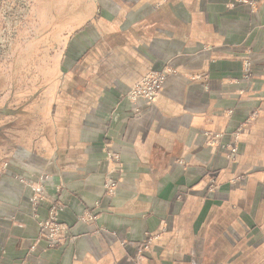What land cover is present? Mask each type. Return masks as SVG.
I'll return each mask as SVG.
<instances>
[{
    "label": "crops",
    "instance_id": "0c3cea01",
    "mask_svg": "<svg viewBox=\"0 0 264 264\" xmlns=\"http://www.w3.org/2000/svg\"><path fill=\"white\" fill-rule=\"evenodd\" d=\"M70 7L62 87L0 169V264H264V0ZM165 67L154 102L129 96Z\"/></svg>",
    "mask_w": 264,
    "mask_h": 264
},
{
    "label": "rangeland",
    "instance_id": "374dc122",
    "mask_svg": "<svg viewBox=\"0 0 264 264\" xmlns=\"http://www.w3.org/2000/svg\"><path fill=\"white\" fill-rule=\"evenodd\" d=\"M71 4L75 0H0V169L7 168L6 155L14 139L19 142L27 134L40 131L45 110L39 103L45 90L62 87L60 47L72 28L71 19L77 15L70 13ZM60 95L59 91L53 97L57 103L55 111L61 110ZM240 134L235 133L232 144L238 146ZM234 145L229 150L233 161L239 151L238 147L234 159L231 158ZM47 178L48 175H42L39 182ZM216 187L214 181L210 191Z\"/></svg>",
    "mask_w": 264,
    "mask_h": 264
},
{
    "label": "built area",
    "instance_id": "2783aa9c",
    "mask_svg": "<svg viewBox=\"0 0 264 264\" xmlns=\"http://www.w3.org/2000/svg\"><path fill=\"white\" fill-rule=\"evenodd\" d=\"M168 68L163 69H152L150 70L138 83L133 87L130 91V97L132 99H145L149 102L154 101L159 93L161 92L166 74L168 72ZM237 140V139H236ZM231 158L234 159V156L238 150V146L234 145L232 147ZM115 177V176H114ZM118 175L116 178L111 177L107 184V194L108 196L114 195L117 186H118ZM40 196L36 197L35 201H38ZM42 229H44L47 233V237L51 241H55L61 234L63 226L58 222L57 217V207L53 206L50 212V217L47 221L41 224ZM148 244H143L140 247V252H143L144 248H147ZM142 258V257H141Z\"/></svg>",
    "mask_w": 264,
    "mask_h": 264
}]
</instances>
